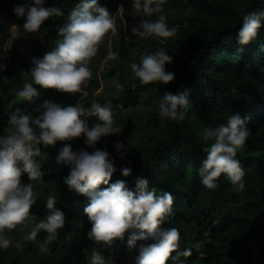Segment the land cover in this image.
<instances>
[{
    "label": "trees",
    "instance_id": "trees-1",
    "mask_svg": "<svg viewBox=\"0 0 264 264\" xmlns=\"http://www.w3.org/2000/svg\"><path fill=\"white\" fill-rule=\"evenodd\" d=\"M112 1L132 6V0L106 3ZM25 3L32 0H0L1 126L16 109L35 117L42 114L46 101L67 107L76 106L82 98L81 94L45 90L37 85L33 86L39 95L31 102L17 97V91L25 82L30 83L31 78L5 64L3 43L14 19L23 28L26 16L18 17L13 9ZM79 3L80 0H45L44 7H57L64 15L49 18L37 33H25L51 51L60 39L59 29ZM260 10H264V0H166L167 23L177 33L163 43L154 39L148 44L147 55L163 49L172 56L173 62L165 67L175 74L174 81L141 86L131 71L120 66H105L101 70L103 86L95 96L97 103L111 104L114 117L126 116L131 121L130 127L142 133L134 146L123 150V159L105 142L100 140L96 144V148L108 151L114 159L117 171L110 183L124 180L130 190H135L137 178H145L158 195L172 194L173 215L162 228L179 230V251L192 250L190 257H181L186 259V264H264V27L248 45L237 42L243 16ZM137 37L131 36L125 52L116 50V57L129 56L138 43ZM115 82L124 85L123 90H117ZM133 84H136L134 89ZM183 91H188L190 101L185 119L175 122L161 118L159 103L165 93ZM141 105L140 116L134 115ZM237 113L242 118L250 117L246 122L247 141L237 153L245 171V190L235 191L225 175L218 179L216 189H208L201 183L199 169L206 158L203 148L213 141H204L202 133L208 127L226 123L229 116ZM99 122L97 117L87 118L90 129ZM62 146L59 142L55 148L41 145V154L34 157L41 165L42 184L29 181L27 174L22 176V182L32 183L37 194V202L31 209L35 221L17 226L16 231L28 236L34 223L46 219L49 214L46 200L49 195H55L56 207L65 213V226L59 230L57 240L47 245V253L40 249L47 233L41 230L37 234L38 243L32 248L35 264H90V246L97 244L88 237L91 222L83 212L88 198L69 191L65 185L70 167L56 161ZM71 146L74 151H93L85 144L84 137L71 141ZM123 167L131 168L129 176L122 175ZM116 242L129 262L136 264L140 245L154 241H138L135 248L129 249L126 234L122 243ZM28 259L31 258L25 260ZM0 264L17 262L0 249Z\"/></svg>",
    "mask_w": 264,
    "mask_h": 264
},
{
    "label": "clouds",
    "instance_id": "clouds-1",
    "mask_svg": "<svg viewBox=\"0 0 264 264\" xmlns=\"http://www.w3.org/2000/svg\"><path fill=\"white\" fill-rule=\"evenodd\" d=\"M44 3L45 0H32V3L13 9L18 17L26 16L25 32L37 33L49 18L64 15L59 8H46ZM165 3L166 0H132L133 9L142 11L145 17H157L155 20L142 19L132 27V34L142 38H160L161 43L174 37L177 29L170 28L167 23ZM262 27L264 10L244 15L237 36L238 44L245 46L254 41ZM109 34L117 35L113 14L100 6L98 0H80L70 13L68 22L59 29L60 39L56 40L55 47L42 58H33L31 82L23 84L16 93L17 97L23 102H31L38 97L37 88L33 85L86 97L92 77L89 64ZM116 55L110 52L109 58L115 59ZM172 62L173 57L159 49L155 54L144 56L140 63L133 62L131 72L141 86L169 84L174 81L175 74L167 71L165 65ZM114 87L123 90L124 85L115 82ZM135 87L136 84H133L132 88ZM42 107L44 111L35 118L16 109L8 120L9 132L0 135V249L7 250L12 245L9 237L12 230L35 221L31 209L37 202V194L32 183L22 182V176L27 174L29 181L42 184L41 165L34 157L41 154V145L55 148L59 142L63 146L58 150L56 161L70 167L64 179L65 185L69 191L88 198L83 212L91 222L89 239L112 247L116 241H124L127 234L129 249L135 248L138 241L152 240L153 243L140 245L136 264H169V261L171 264H186V259L181 257H190L192 250L179 251V230L175 227L162 228L168 217L173 215L172 194L163 192L158 195L155 188H149V181L145 178H137L135 190H130L124 180L110 183L117 171L114 159L108 151L96 148V144L102 137L118 135L123 129L117 125L111 104L93 102L87 108L79 103L62 107L46 101ZM189 107L188 91L165 93L159 103V116L181 122ZM89 117H97L100 121L91 129L87 123ZM248 119L250 117L232 114L226 123L208 127L202 133L204 141H213L203 148L206 158L199 169L201 183L206 188L216 189L218 179L225 175L235 191L245 190V171L237 153L249 135ZM80 137L86 138L85 144L93 151L73 150L71 141ZM114 147L123 159L125 146L117 143ZM121 173L127 177L131 168L123 167ZM102 185L105 186L103 189ZM56 205L55 195H49L45 205L49 214L45 220L34 223L26 237L35 241L41 230L46 232V241L40 246L45 253L49 251L47 245L57 240L59 230L65 226V213ZM173 253L176 255L173 256ZM90 264H106V259L94 249Z\"/></svg>",
    "mask_w": 264,
    "mask_h": 264
},
{
    "label": "rangeland",
    "instance_id": "rangeland-1",
    "mask_svg": "<svg viewBox=\"0 0 264 264\" xmlns=\"http://www.w3.org/2000/svg\"><path fill=\"white\" fill-rule=\"evenodd\" d=\"M106 2L107 0H100L99 5L107 8V10L113 14V18L116 21L117 35L111 36V34H109L105 38L103 44L100 46L97 56L94 57L89 64L92 77L86 91L90 93V95L88 94L86 97L82 96L77 102V104L79 103L80 106L85 108L90 107L93 102H97L95 96L103 86V83L101 82L102 68L114 65L117 68L120 66L127 71H131V64L133 62L140 63L142 58L148 54V44H152L154 39L160 40V38H142L137 35L138 43L130 52L129 56L115 57V59L109 58L110 52L116 53V50L125 52V50L128 49L126 43L131 40V36L133 35L132 27L137 25L142 19H155L153 17H145L142 11L138 12L133 9L131 5L123 2L116 3L112 1L109 5ZM121 6L123 7L122 9H120ZM8 34L9 36L6 37L5 43H3L5 64L10 68H14L15 71H19L25 78H31L30 72L34 66L33 58H42L49 50L37 43L36 39L29 37L28 34L25 33V30L20 27L18 20L16 19L12 21ZM96 85L99 86L97 89ZM142 109L143 106L141 105L139 109L134 111V115L140 116ZM114 118L117 125L123 128L122 131L118 135L102 137L101 142H105L106 145L116 154L117 151L114 147L115 144L122 143L125 146L123 150H125L127 146H134L136 144V138L140 137L142 133L130 127L131 121L126 116ZM8 120L9 119L3 121L5 125H0V135H6L9 132L10 126L8 125ZM9 237L12 240V245L7 250H1L8 252L10 256L16 259L17 264H35L34 251L32 248L38 243V241L28 240L26 235H22L17 232L16 229L9 233ZM17 245H20V247H17ZM94 249L103 255L106 259V264H132L129 262V258L126 255H123L122 249L117 242L112 247H107L103 244L90 246L88 253H91ZM27 257H30L31 259L25 260Z\"/></svg>",
    "mask_w": 264,
    "mask_h": 264
}]
</instances>
